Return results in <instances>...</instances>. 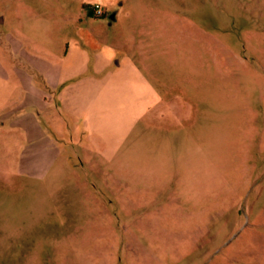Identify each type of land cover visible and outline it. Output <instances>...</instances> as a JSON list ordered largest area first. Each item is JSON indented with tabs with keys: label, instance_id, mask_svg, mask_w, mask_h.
Returning <instances> with one entry per match:
<instances>
[{
	"label": "rangeland",
	"instance_id": "rangeland-1",
	"mask_svg": "<svg viewBox=\"0 0 264 264\" xmlns=\"http://www.w3.org/2000/svg\"><path fill=\"white\" fill-rule=\"evenodd\" d=\"M0 264H264V0H0Z\"/></svg>",
	"mask_w": 264,
	"mask_h": 264
},
{
	"label": "built area",
	"instance_id": "built-area-1",
	"mask_svg": "<svg viewBox=\"0 0 264 264\" xmlns=\"http://www.w3.org/2000/svg\"><path fill=\"white\" fill-rule=\"evenodd\" d=\"M93 12L95 16L108 15L106 7L101 3H95V5L93 6Z\"/></svg>",
	"mask_w": 264,
	"mask_h": 264
},
{
	"label": "water",
	"instance_id": "water-1",
	"mask_svg": "<svg viewBox=\"0 0 264 264\" xmlns=\"http://www.w3.org/2000/svg\"><path fill=\"white\" fill-rule=\"evenodd\" d=\"M109 18H110V22L115 20L116 19V13H112Z\"/></svg>",
	"mask_w": 264,
	"mask_h": 264
}]
</instances>
